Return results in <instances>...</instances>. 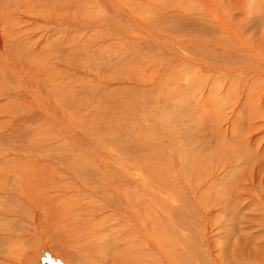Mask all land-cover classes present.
<instances>
[{
    "label": "rangeland",
    "instance_id": "374dc122",
    "mask_svg": "<svg viewBox=\"0 0 264 264\" xmlns=\"http://www.w3.org/2000/svg\"><path fill=\"white\" fill-rule=\"evenodd\" d=\"M43 258L264 264V0H0V264Z\"/></svg>",
    "mask_w": 264,
    "mask_h": 264
},
{
    "label": "bare ground",
    "instance_id": "6f19581e",
    "mask_svg": "<svg viewBox=\"0 0 264 264\" xmlns=\"http://www.w3.org/2000/svg\"><path fill=\"white\" fill-rule=\"evenodd\" d=\"M161 235V234H160ZM158 237V236H157ZM164 239V238H163ZM170 239V238H169ZM157 240H159V239H157ZM162 243V242H161ZM166 243V242H165ZM164 243V244H165ZM169 244V243H168ZM193 245V244H192ZM161 246V245H160ZM196 247V246H195ZM164 249V248H163ZM168 249V248H167ZM189 249H190V247H189ZM158 250V249H157ZM191 250V249H190ZM169 251V250H168ZM195 251L197 252V250L195 249ZM193 252H194V250H193ZM161 254H162V252H160ZM188 254V253H187ZM198 254V253H197ZM201 254V253H200ZM200 256V255H199ZM202 256V255H201ZM160 257V256H159ZM162 257V256H161ZM190 257V256H189ZM184 258V257H183ZM198 258H200V259H198V260H200V261H202L203 259L201 258V257H198ZM217 258V257H216ZM163 259V258H162ZM162 261V260H161ZM164 261H165V259H164ZM171 261H173V259H171L170 260V262ZM231 261V260H230ZM233 261V260H232ZM156 262V261H155ZM166 262V261H165ZM168 262H169V260H168ZM174 262V261H173ZM222 262V261H221ZM228 262V261H227ZM206 263V262H205ZM209 263V262H208ZM169 264V263H168ZM199 264V263H198Z\"/></svg>",
    "mask_w": 264,
    "mask_h": 264
},
{
    "label": "trees",
    "instance_id": "16d2710c",
    "mask_svg": "<svg viewBox=\"0 0 264 264\" xmlns=\"http://www.w3.org/2000/svg\"><path fill=\"white\" fill-rule=\"evenodd\" d=\"M43 261H44V262H47V263H49V264H53V261H54V260H52V258H43Z\"/></svg>",
    "mask_w": 264,
    "mask_h": 264
}]
</instances>
